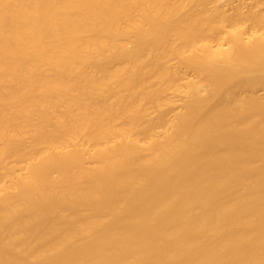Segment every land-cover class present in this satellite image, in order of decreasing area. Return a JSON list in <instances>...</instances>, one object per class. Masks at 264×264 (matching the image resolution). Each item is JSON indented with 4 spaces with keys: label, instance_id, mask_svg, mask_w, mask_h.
<instances>
[{
    "label": "bare ground",
    "instance_id": "6f19581e",
    "mask_svg": "<svg viewBox=\"0 0 264 264\" xmlns=\"http://www.w3.org/2000/svg\"><path fill=\"white\" fill-rule=\"evenodd\" d=\"M0 264H264V0H0Z\"/></svg>",
    "mask_w": 264,
    "mask_h": 264
}]
</instances>
